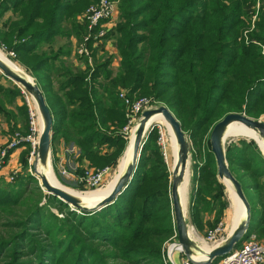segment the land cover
<instances>
[{
    "label": "trees",
    "instance_id": "obj_1",
    "mask_svg": "<svg viewBox=\"0 0 264 264\" xmlns=\"http://www.w3.org/2000/svg\"><path fill=\"white\" fill-rule=\"evenodd\" d=\"M97 1L0 0V21L8 12L16 17L0 29V45L45 96L54 121L53 155L61 142L76 147L78 175L85 164L116 167L130 142L120 134L129 119L120 92L132 100L151 98L174 113L193 143L191 218L204 230L201 213L216 212L209 223L214 229L229 204L211 145L204 142L228 114L264 115V55L257 44L264 45V0H119L120 23L110 33L121 58L116 74L110 59L91 68L79 57L85 67L68 68L70 43L53 49L58 38L82 41L88 26L79 18ZM3 80L0 73V116L12 125L10 142L18 133L30 134L29 109L17 104L25 99L23 89ZM18 115L28 121L23 130ZM158 137L155 127L132 183L113 204L81 213L44 192L27 172L30 144L21 143L23 170L11 184L0 178V264H164L163 248L176 223L171 172ZM261 149L245 139L225 147L230 171L252 197L249 234L264 240Z\"/></svg>",
    "mask_w": 264,
    "mask_h": 264
},
{
    "label": "water",
    "instance_id": "obj_2",
    "mask_svg": "<svg viewBox=\"0 0 264 264\" xmlns=\"http://www.w3.org/2000/svg\"><path fill=\"white\" fill-rule=\"evenodd\" d=\"M0 73L3 74L7 79L11 80L16 86L23 89L28 95H30L39 110V113L43 119V130L40 136L39 148L37 151V157L32 165L31 174L40 181L41 188L49 195L55 196L65 204H68L73 211L81 212H95L99 211L108 205L113 204L120 195L130 186L134 179V175L138 169V164L145 143L148 139L149 134L154 129L146 127L149 120L156 114H161L165 122L171 127L175 134L176 141L180 145V155L183 166H186L190 157V144L188 137L183 130L182 124L174 115V113L167 106H160L158 108H152L146 110L141 115V122L137 133V138L134 144V159L133 163L128 167L124 175L119 179L113 191L105 197L101 202L93 207H85L81 204V201L74 195L66 192L65 190L54 186L45 175L37 174V164L41 162L46 165L49 161L52 167V145H53V115L49 109L45 96L36 84L33 77L26 79L16 72H14L3 60L0 59ZM237 122L242 124L244 127L258 132L260 136L264 138V122L261 120H254L245 114L231 113L226 115L219 123H217L211 133L210 145L212 153L215 156L218 176L220 180L228 179L234 185L236 193L239 198L243 201L246 207L247 219L242 223L226 240L224 243L211 249L205 260L194 261L193 247L196 246L195 242L189 236V225L186 220L184 210L179 194V183L182 179L181 173L178 174L176 171L172 176V189H171V200L174 214V220L176 223V229L179 237V243L182 246L185 256L192 261L194 264H213L215 260L225 258L233 253V251L241 245L243 241L250 235L251 225V205L244 193L242 185L234 177L229 169V164L226 159L225 140L224 136L227 128L230 124ZM147 134V137H146ZM146 137V139H144ZM255 141V140H254ZM257 142V141H256ZM258 143V142H257ZM260 149L261 146L259 145ZM262 150V149H261ZM53 168V167H52ZM220 259V260H221ZM219 260V261H220Z\"/></svg>",
    "mask_w": 264,
    "mask_h": 264
},
{
    "label": "built area",
    "instance_id": "obj_3",
    "mask_svg": "<svg viewBox=\"0 0 264 264\" xmlns=\"http://www.w3.org/2000/svg\"><path fill=\"white\" fill-rule=\"evenodd\" d=\"M259 8L260 4L258 3L257 10H259ZM119 12L118 1L115 0H98L97 3L91 5L87 9L86 13L79 18L82 23L87 24L88 31L82 38V41L75 47L74 55L76 58H84L91 68L96 67V55L100 56L103 54L102 49L104 41L107 38L114 36L110 33L113 31L115 32L116 30V25L118 23L117 20H119ZM256 18L257 15L254 16L253 21H255ZM257 44L261 48L262 54L264 55V45L260 43ZM116 53L118 56V49ZM12 56L15 57L13 53ZM80 66L85 67L83 63H81ZM22 92L26 96L25 98L28 103L30 134L27 137H23L18 133L4 148L0 149V172H2L7 165V159L10 156L9 151L11 149H17L23 142L30 144L31 156L29 158V162L32 164L33 161L35 162L34 159L37 157L42 132L39 129L38 119L41 115L36 103L33 104L31 102L29 95L24 90ZM119 96L127 107V117L129 118L130 125L136 121V119L142 115L144 111L153 108L151 106L152 101L148 98L132 100L128 97L127 92L124 90L120 92ZM158 130V145L161 147L163 155L165 156L167 155L165 143L166 134L163 131L162 126H158ZM125 131H128V127L125 128ZM70 151L71 150L68 148L66 153H70ZM71 154H76V151L74 150ZM58 170L63 177L74 180V183L77 182L80 185L83 184L89 189H98L103 187L114 171L112 167L94 169L86 166V168H83V175H78L76 169L72 171L67 167V164H60L58 166ZM18 172L19 170L14 171L13 174L11 173L12 175L10 174L11 176L8 177V181L13 182L15 175ZM225 231L226 222L223 220L214 229L209 230L203 239L199 238V240L213 249L225 242ZM177 256H179V258H177ZM162 259L164 264H194L185 256L183 252L182 246L179 243L176 227L173 236L164 245ZM193 260L197 261L195 259ZM217 264H264V242L257 241L250 234L239 248H236L231 255L221 259Z\"/></svg>",
    "mask_w": 264,
    "mask_h": 264
},
{
    "label": "rangeland",
    "instance_id": "obj_4",
    "mask_svg": "<svg viewBox=\"0 0 264 264\" xmlns=\"http://www.w3.org/2000/svg\"><path fill=\"white\" fill-rule=\"evenodd\" d=\"M115 1H118V7H119V0H115ZM259 2H262V0H258ZM97 3V2H96ZM95 4V3H94ZM93 5V4H92ZM87 11V10H86ZM86 12H84L83 14H82V16L85 14ZM82 16H80V17H82ZM118 19L119 20H117V25H116V28H117V26H118V24L120 23V12H119V16H118ZM80 22H81V20H80ZM81 24H83L82 22H81ZM116 33H117V31H116ZM74 39V48H73V50H75V47L81 42V39L79 40V39H76V38H73ZM67 43V40L66 39H64L63 40V43H58V44H55L54 45V47H53V49L54 50H58L59 49V47L61 46V45H63V44H66ZM109 44V46H107ZM117 37H116V34L113 36V37H110V38H107L105 41H104V46H103V49H102V51H103V54H101L100 56H97L96 55V61H95V65H100V64H102V63H104L107 59H110V61H111V59H112V57H119V55L117 56ZM50 48H47V50H49ZM1 52H4V54L8 57V59L10 60V61H12V62H14L16 65H18V66H22V65H20L17 61H15V57L14 56H12V53H10V52H8L7 51V49H6V47L4 46V45H0V55H1ZM74 52V51H73ZM75 59H77L76 58V56L74 57ZM0 59L1 60H3L1 57H0ZM6 60V59H5ZM4 61V60H3ZM8 62V61H7ZM80 64H81V61H78ZM119 62H118V60L115 58V60H114V62H113V65H112V63H111V65H110V67H109V69L111 70V71H113L114 72V74H116L117 72H118V70H119ZM66 66L68 67V68H72V66H74L73 64H71L70 62H69V60H68V62H66ZM77 66V65H76ZM80 65H78L77 67H79ZM23 67V66H22ZM24 69H25V67H23ZM26 70V69H25ZM28 73V72H27ZM29 75H30V73H28ZM31 76V75H30ZM32 77V76H31ZM35 80V79H34ZM54 80H55V83L57 82V78L56 77H54ZM102 80V79H101ZM3 83L6 85V86H8V87H12V86H14L15 84L11 81V80H3ZM57 83H56V87H57ZM24 97H26L25 95H24ZM29 97H30V100H31V102L34 104L35 103V101L32 99V97L29 95ZM136 99L135 100H138V99H141V98H148V97H135ZM148 99H150L151 101H152V103H151V106L153 107V108H158V107H160V106H166V105H164V104H160V103H157V102H154L151 98H148ZM19 103V104H18ZM17 104L18 105H23V104H25L27 107H28V103H27V101H26V98L24 99V98H19L18 100H17ZM140 118H141V115L136 119V121H134L131 125H130V121H129V119H128V124H127V127H128V131H125V128L120 132V134H122L123 136H126V137H129V134H130V132L135 128V126H136V124H137V122L138 121H140ZM28 119H29V113H28ZM252 119H254V118H252ZM254 120H261L262 122H264V115H262L260 118H258V119H254ZM17 121H18V124H19V126H20V128H19V130H23L26 126H27V123H28V121L23 117V116H21V115H18V119H17ZM158 126H162V128H163V131L165 132V134H166V153H167V155H165L164 156V158H165V160H166V162H167V164H168V167H169V170H170V172H171V182H172V176H173V171H172V169L170 168V165H169V163H170V157H169V151H168V145L170 144V139H171V134H170V132H169V129H168V127L165 125V124H163V123H155V124H153L151 127H150V129L153 127V128H155V127H157L158 128ZM232 127H234L235 129L234 130H229V129H233ZM230 126V128L226 131V133H225V136H224V140H225V143H224V146L226 147V145H228V144H231L232 142H234V141H238V140H240V139H245V140H248V141H254L255 140V142L258 144V145H260L261 146V148H262V152H263V154H264V138L262 137V136H260L258 133H256L255 134V132H252L251 130H249V129H247V128H245L244 126H242V125H240V124H237V125H234V126ZM1 129V128H0ZM246 129V130H245ZM228 131H230V132H228ZM249 133H253V134H255L256 136H255V139H249V138H247V137H245L246 135H248ZM186 135H187V137H188V141H189V144H190V157H189V161H190V167L188 168L189 170H188V174H189V185L187 186V188H186V192H188V197L185 195L184 197H185V204H186V208L184 209V212H185V216H186V220H187V223H188V225H189V234H190V237H191V239L193 240V241H195L196 239H197V237L198 238H204L205 236H206V234H207V232L209 231V230H211V228H210V225H209V223H212L213 224V222L215 221V219H216V212H212V213H206V212H202L201 213V215H202V219H203V222H204V230H199L198 228H197V226L193 223V221H192V218H191V208H192V195H193V190H194V188L196 187V184L194 183V163H195V154H196V151H195V149H194V146H193V143H192V141L190 140V138H189V136H188V133H186ZM146 137H147V134H146ZM146 137L144 138V139H146ZM7 145V144H6ZM5 145V146H6ZM209 145H210V141H209V139L206 137V139H205V142H204V146H206L207 148H209ZM4 146V147H5ZM69 148V150H71L70 151V153H68V154H71V153H73V151L75 150L76 151V154H72V155H75V159H76V162L75 163H77V158H78V156H79V151H78V149L76 148V147H74L73 145H71V146H69V147H66V150ZM126 148H128V146L126 147ZM211 148V147H210ZM126 152H127V150H125ZM126 152H124V154H123V156H122V158L119 160V163H118V165L115 167L114 165H112V166H110V167H112L113 168V174H112V176L109 178V180L107 181V183L103 186V187H101V188H98V189H89V188H87V187H83V186H81L79 183H74V182H70V181H68V179L67 178H65V177H63L61 174H60V172H59V170H58V165H57V163H54V161H53V156H52V167H51V163H50V161L48 162V168H50V170H49V173H48V177L50 178V180L52 181V182H54V183H56L57 185H60V186H63V188H65L66 189V191H68V192H70V193H72L74 196H77V198L78 199H80L83 203H84V206L85 207H92L94 204H96V201L98 200V198H95V197H92L93 195H91V194H96V195H94V196H106V195H109L112 191H113V189H114V187L116 186V183H117V181H118V179H119V173H118V176H117V178L115 177H113L114 176V174L117 172V169L119 170V172H120V170L122 169V166H123V164H124V161H125V154H126ZM173 152H177V144H176V146L174 147V150H173ZM52 155H53V152H52ZM30 156H31V152H29V158H30ZM29 158H28V160H29ZM75 159H73V158H71V160H74L75 161ZM34 160H36V159H34ZM70 160V161H71ZM8 161H9V159H7V164H8ZM200 161V160H199ZM29 162V161H28ZM73 162V161H72ZM19 163L21 164V162L19 161ZM34 164V161H33V163L31 164L30 162H29V170L27 171V172H31V169H32V165ZM78 164V163H77ZM86 166L88 167V168H94V169H97V168H95V167H91V166H89V165H85V167L84 168H86ZM67 167L68 168H70L72 171L74 170V169H78V167H77V165H75L74 163H67ZM23 169L21 168V170L20 171H22ZM14 171V170H13ZM14 172H12V174H13ZM11 172L7 175V182L8 183H12V182H9L8 181V177H10L11 175ZM111 183L107 188H105L106 186H107V184L108 183ZM221 182H222V180H221ZM39 184H40V181H39ZM222 185H223V187H224V194H225V198H226V200H227V202H228V204H229V207H228V209L227 210H225V215L220 219V221L218 222V224L220 223V222H222L223 220H225V222H226V231H225V233H224V239L226 240L228 237H229V232H228V228H229V221H228V212H229V208H230V202H229V195H232V194H229V191L225 188V186H224V184H223V182L221 183ZM41 185V184H40ZM105 188V189H104ZM101 189H104L102 192L101 191H97L96 192V190H101ZM45 192V191H44ZM84 192V193H83ZM85 192L87 193V194H85ZM46 193V192H45ZM97 193H100V194H97ZM245 195H246V197H247V199L250 201V202H252V197L250 196V194L248 193V192H245ZM233 197H234V199L236 198V196L233 194L232 195ZM237 199V198H236ZM235 199V202H236V204H237V200ZM208 200L210 201V198H208ZM239 205V204H238ZM238 205H236L237 207H239ZM234 208V210L236 209V207L234 206L233 207ZM71 210H72V208H71ZM54 211H56L57 212V210L55 209ZM240 213H241V211H240ZM241 218V222L243 221V218H244V216L243 217H240ZM236 222V224L238 225V220L237 221H235ZM252 235V237H254V239H256L257 241H259V242H264V240H262V239H260L259 238V236L256 234V233H252L251 234ZM196 242V241H195ZM202 242V241H201ZM200 242V243H201ZM198 243V242H197ZM202 243H204V242H202ZM199 244V243H198ZM205 244V243H204ZM199 245H201V244H199ZM203 246V245H202ZM208 246V245H207ZM177 258H179V256H177ZM178 261V260H177Z\"/></svg>",
    "mask_w": 264,
    "mask_h": 264
},
{
    "label": "bare ground",
    "instance_id": "obj_5",
    "mask_svg": "<svg viewBox=\"0 0 264 264\" xmlns=\"http://www.w3.org/2000/svg\"><path fill=\"white\" fill-rule=\"evenodd\" d=\"M0 57L4 60V62L14 72H16L17 74H19L20 76H22V77H24L26 79H30V76L28 74H26V72L23 69H21L18 65H16L14 62L10 61L8 59V57L4 54V52H1ZM140 122H141V120L137 122L135 128L129 134L128 140H130V142H129V145H128V148H127V152L125 154L124 164H123L122 169L120 170V172L117 169V172L113 176L114 178L115 177L117 178L118 173H119V179H120L124 175V173L126 172L128 167L133 163V159H134V144H135V141H136V138H137V133H138V130H139ZM155 123H163V124H165L168 127L169 132L171 134L170 144L168 145V151H169V157H170L169 165H170V168L172 169L173 173L176 171L178 174L181 173V175H182V179H181V181L179 183V194H180V199H181V203H182V198H181V193H180L181 191L180 190H181V186L183 185V183L185 181L186 175L188 173V166H189V162L190 161L187 162L186 166H183V163L181 161V155H180V145L176 141L175 134L172 131L171 127L165 122V120H164V118L162 117L161 114L154 115L149 120V122L147 123L146 127L150 128ZM237 124H240V123L234 122V123L230 124L228 126L227 130L230 128V126L232 127V126L237 125ZM38 125H39L40 131H42L43 130V119H42L41 116H39ZM240 125H242V124H240ZM232 128L233 129H229V130H234L235 129L234 127H232ZM249 130H251V129H249ZM251 131L255 132V134L258 133V132L254 131V130H251ZM228 132H230V131H228ZM255 134L249 133L245 137H247L249 139H255V136H256ZM176 144H177V152H173L174 147L176 146ZM49 170H50V168H48V163L46 165L42 164L41 162H39L37 164V174H39V176L40 175H45V176L48 177ZM48 179L54 186H56L58 188H61V189L66 191V189L63 188V186L57 185L56 183L52 182L49 177H48ZM119 179H118V181H119ZM222 182H223L225 188L229 191V193L232 194V195L234 194L236 196V198H237V199L235 198L237 200V204H236L234 197L232 195H229L230 208H229V212H228V221H229L228 232H229V236H230L242 223H244L246 221L247 212H246L245 204L243 203L241 198L238 197L232 182L230 180H228V179H223ZM111 183L109 182L105 188H107ZM104 189L96 190V192L97 191L98 192L99 191L102 192ZM66 192H68V191H66ZM68 193H70V192H68ZM70 194H72V193H70ZM85 194H87V193L85 192ZM97 194H100V193H97ZM91 195H93L92 197L98 198V200L96 201V204H98L105 197H107V196H99V195L98 196H94L96 194H91ZM81 204L84 206V203L82 201H81ZM96 204H94L93 206H95ZM236 205H238L239 207H237ZM234 206L236 207V209H239L241 211V216L240 217L244 216L242 222H241V218H240V220L238 221V225L235 222V221H237V219L235 217V210L236 209L234 210V208H233ZM182 208H183V206H182ZM189 236H190V234H189ZM195 241H193V242H195L196 246H194L193 249H192V251H193L192 257H193V259H195L197 261L205 260L207 258V256H208V253L211 251V248L208 247L206 244L202 243L199 240L198 237H197V239ZM197 242L199 244H201V245H199Z\"/></svg>",
    "mask_w": 264,
    "mask_h": 264
},
{
    "label": "crops",
    "instance_id": "obj_6",
    "mask_svg": "<svg viewBox=\"0 0 264 264\" xmlns=\"http://www.w3.org/2000/svg\"><path fill=\"white\" fill-rule=\"evenodd\" d=\"M15 18L16 17L13 15L12 12H8L4 16V18L0 21V29L5 28V24H6L7 20H9V19L14 20ZM63 40L64 39L58 38V39H56L55 44L63 43ZM67 43H70L71 48H72V51H71V55L69 57H65L64 60L66 62H68V60H69V62L71 64H73L74 66L80 65V63L78 62V60L74 58L75 57L74 52H73L74 51L73 50V48H74V39L72 38L71 41L70 42L67 41ZM63 45H65V44H63ZM63 45H61V46H63ZM107 46H109V44ZM53 47H54V45H53ZM115 58L118 60V62H119V65L118 66L120 67V64H121V58L120 57L119 58H117L115 56L112 57V59H111L112 65H113V62H114ZM19 67L21 69H23L25 72H27L24 68H22V66H19ZM26 74H28V73H26ZM5 119L6 118L4 116H0V128H1L0 129V149L3 148L8 143V141L10 140V138L12 136L11 135V127H12V125H10ZM18 128H20L19 125H18ZM24 150H25V147H21V148L15 150V152L12 153L11 156H9L8 164L6 165V167L4 168V170L2 172H0V178L1 177L2 178H4V177L6 178L7 175L10 172L12 173L14 171H18V170L20 171L21 170L22 166L19 163V161H20L21 155H22V153H23ZM52 156H53L54 163H57L58 166L60 164L66 165L67 163H74L75 165H77V167H79L78 164L75 163L76 162L75 155L66 153V146L64 145L63 142L59 143L56 146V148H55V155H52ZM71 158L75 159V161L74 160H71ZM85 165L83 166V168L85 167ZM189 167H190V162H189L188 168ZM76 172H77V170H76ZM188 176H189V174L187 173L186 178H185V181H184L183 185L181 186V190H180L181 191L180 193H181V198H182L183 210L186 208V204H185V200L186 199H185L184 196L186 195L188 197V192H186V188L190 184L189 183L190 181H189V177ZM68 181L74 182V180H72V179H68ZM106 196H108V195H106ZM240 216H241L240 210L239 209H236L235 210V217H236V219L238 221L240 220Z\"/></svg>",
    "mask_w": 264,
    "mask_h": 264
}]
</instances>
